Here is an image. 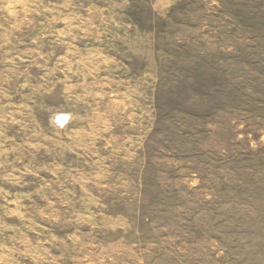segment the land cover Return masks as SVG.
<instances>
[{"label":"rangeland","instance_id":"1","mask_svg":"<svg viewBox=\"0 0 264 264\" xmlns=\"http://www.w3.org/2000/svg\"><path fill=\"white\" fill-rule=\"evenodd\" d=\"M0 264H264V0H0Z\"/></svg>","mask_w":264,"mask_h":264},{"label":"bare ground","instance_id":"2","mask_svg":"<svg viewBox=\"0 0 264 264\" xmlns=\"http://www.w3.org/2000/svg\"><path fill=\"white\" fill-rule=\"evenodd\" d=\"M62 116V115H61ZM60 117V116H59Z\"/></svg>","mask_w":264,"mask_h":264}]
</instances>
